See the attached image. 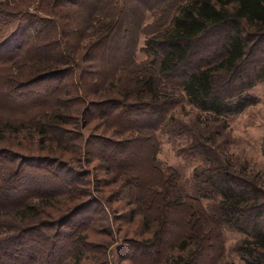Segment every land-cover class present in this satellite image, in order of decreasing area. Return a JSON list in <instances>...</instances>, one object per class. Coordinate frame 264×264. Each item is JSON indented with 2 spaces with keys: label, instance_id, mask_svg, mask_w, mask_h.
<instances>
[{
  "label": "trees",
  "instance_id": "1",
  "mask_svg": "<svg viewBox=\"0 0 264 264\" xmlns=\"http://www.w3.org/2000/svg\"><path fill=\"white\" fill-rule=\"evenodd\" d=\"M97 1L100 8L90 0H0V55L15 57L20 64L35 63L39 66L36 71L40 70L19 85L15 84L19 80L18 74L11 73L10 86L13 84L12 88H15L25 83L33 85L54 81L58 87H64L80 60L75 52L72 53L70 37L82 33L85 35L91 27L98 30L91 48L98 45L104 47L106 43L109 46L105 49L106 53L119 54L121 46L116 48L115 44L128 35L122 19L125 6L129 2L147 4L149 0H109L113 1L111 5L104 0ZM31 7H34L33 11ZM104 7L113 13L104 15ZM156 31L145 40V50L153 59L139 68L126 70L131 73L130 86L106 84L104 92L113 93L118 98L112 97L88 105L89 109L102 113L99 117L104 128L114 130L112 123L115 116L120 117L124 111H130L127 119L133 123L123 130L124 133L135 134L130 139H136L139 138L136 136H140L138 134L149 132L152 138L159 125L156 116L162 114L163 107L174 103L173 95L180 100L185 99L206 112L209 120L217 122H225L226 117L238 114L254 103L249 91L264 81V0H181L168 24ZM92 52L86 49V54H83L88 57L83 58L91 66H86L87 70L82 67V74L78 78L79 88L84 92H88L89 83L97 82V78L92 77L95 71ZM66 63L67 66L61 67ZM120 69L124 71V68ZM112 86L116 89L113 92ZM9 88L4 93L13 96ZM56 89L48 88L43 95L54 100L50 112L35 115L36 118L27 123L0 120V143H4V135L18 133L22 128L31 129L39 136L37 145L41 151L63 149L61 144L52 146L57 140L63 141L64 137L55 138L69 122V116L60 112L55 104L59 99V96H55ZM26 93L28 95L17 99L26 101L32 92L26 89ZM163 95L167 97L161 101ZM88 108L85 107V110ZM46 139L49 145L45 144ZM96 141L104 150L106 148L116 153L121 152L122 145L133 142L115 141L106 136ZM82 153L84 157L88 155V159H102L91 154L86 144L83 145ZM112 153L104 151V155H108L104 156V165H110L111 173L117 175L119 168L126 163L112 160ZM49 163L50 166H56L54 163L58 162L48 157L13 153L8 147L0 145V206H5L7 215L12 216L0 222V264H49L55 260L57 264H62L68 257L79 262L85 250L87 242L82 234H78L69 243L70 246L64 244L69 251L66 248L59 249L63 235L58 230L69 219L90 211L94 204L92 200L90 203L74 205L77 200L75 194L79 189L73 183H81L77 180L80 176L78 172L69 171V178L60 181L63 187L59 188L64 189L61 193L71 197L72 203L64 207L60 199H54L59 197L55 196L60 192L59 189H43L36 185V181H31L32 186L27 189L21 187L26 179L34 177L26 172L28 168L33 169V165L45 167ZM57 170L55 173L59 176ZM123 173L126 171H120V176ZM128 179L125 177L124 181ZM199 190L204 197L219 196V219L229 228L245 234L246 237L236 247L244 263L264 264V181L238 174L218 159L199 176ZM180 204L188 208L190 204H197L194 206L200 209L198 201L190 196L179 198L169 205ZM51 208L52 213L57 212L56 215L46 212ZM66 209L67 212L61 214ZM45 216H48V221ZM205 217L213 233H218V221L210 216ZM145 233L150 234H141L142 240L131 241L134 245L132 248L142 254L153 255L154 248L160 246L161 228L157 227L153 231L147 228ZM191 233L189 229L186 238L177 245L176 253L163 264H192L194 250L189 248L186 241Z\"/></svg>",
  "mask_w": 264,
  "mask_h": 264
},
{
  "label": "rangeland",
  "instance_id": "2",
  "mask_svg": "<svg viewBox=\"0 0 264 264\" xmlns=\"http://www.w3.org/2000/svg\"><path fill=\"white\" fill-rule=\"evenodd\" d=\"M90 1L100 8L97 0ZM180 1L149 0L147 4L127 3L126 10L122 12V19L128 29V35L115 44L116 48L121 46L117 55L105 52L109 47L106 43L104 47L98 45L91 48L90 45L98 31L96 27L89 28L85 35L82 33L70 37L72 53L75 52L80 60L78 65L74 66V73L66 80L64 87H58L54 81H47L33 85L25 83L23 86L12 88L11 73L18 74L19 80L15 84L19 85L32 74H38L40 70L36 69L39 66L29 62L20 64L15 57L0 55V120L27 123L36 118L35 115L50 112L54 100L43 96L48 88H57L55 96H59V99L55 104L60 112L69 116V122L61 128L55 138L64 137L63 141L52 143V146H63V149H57L58 151H41L37 145L39 136L31 129L20 128L18 133L6 134L4 143H0L13 153L43 156L58 162L54 163L56 166H50L49 163V166L45 167L42 165L38 168L37 166L41 165H33V169L28 168L26 172L34 177L26 179L22 188L27 189L32 186L31 181H36V185L43 189H59L60 192L55 195L59 197L54 199H60L63 207L67 203L70 205L71 197L61 193L64 189L59 187L62 184L60 181L69 178V171L73 170L78 172L77 175L80 176L77 180L81 182L79 185L73 183L79 189L75 194L77 200L74 205L94 201L90 211L69 219L66 225L58 230L63 235V243L59 245L60 251L62 248L69 251L65 245L70 246L69 243L78 234H82L87 242L79 262L68 257L62 264H163L176 253L177 245L186 238L185 234L189 229L192 233L186 241L189 248L194 250L192 264H245L236 251L238 242L246 237L245 234L229 228L219 219L217 204L220 197L202 196L199 190V176H202L212 162L221 159L238 174L264 181V81L249 91L254 103L246 106L240 113L226 117L225 122L209 120L206 112L173 95L174 103L163 107L162 114L156 116L159 125L152 138L149 132L138 134L140 136H136L139 137L136 139H130L135 134L124 133L123 130L133 123L127 119L130 111H124L120 117L115 116L113 130L104 128L102 118L99 117L102 113L88 108L90 103L118 98L113 93H105L104 85L130 86L131 73L127 71L139 68L153 59L145 50V40L168 24ZM104 2L110 5L113 3L109 0ZM30 10L33 11L34 7ZM112 13L104 7V15ZM86 49L93 50L91 60L95 62V71L91 76L97 78L96 83H89L88 92L81 90L78 84V78L82 74L81 68L85 67L87 70L86 66H91V63H86L83 58H88L83 56ZM62 66H67V63ZM120 68H124V71ZM16 71L17 73H14ZM114 86L111 88L112 92L116 90ZM8 88L13 92V96L5 95L4 91ZM26 89L32 92L29 99H17L28 95ZM166 97L163 95L161 101ZM85 107L88 109L85 110ZM101 136L110 137L115 141L133 142L127 146L122 145L119 150L121 152L116 153L106 148L104 150V147H100L101 144L97 145L96 139ZM45 144L49 145L47 139ZM84 144L89 147L91 154L102 159H88V155L85 158L82 153ZM104 151L113 152L110 156L112 160L126 163L117 170L119 174L111 173V166L104 165V156H108L104 155ZM56 170L59 176L55 173ZM120 171L126 173L120 176ZM125 177L129 178L127 182L124 181ZM134 187L137 189H133ZM189 196L198 201L204 215L194 206L197 204H190V208L182 204L169 205L172 201ZM131 201L135 203H130ZM51 211L52 208L46 210L48 214L56 215L57 212ZM62 211L61 214L67 212V209ZM7 212L5 206H0V222L6 221L8 217L12 218ZM205 216L218 221V233H213V228L207 223ZM44 218L49 220L48 216ZM157 224L159 225L156 226ZM86 226L89 227L85 229ZM157 227L161 228V248L159 245L154 248L153 255L133 250L132 240H142L141 234H150L145 233L147 228L153 231ZM49 264L57 262L50 261Z\"/></svg>",
  "mask_w": 264,
  "mask_h": 264
}]
</instances>
